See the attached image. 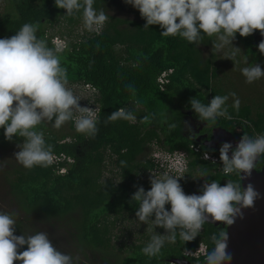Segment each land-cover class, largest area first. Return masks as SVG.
<instances>
[{"label": "trees", "instance_id": "trees-1", "mask_svg": "<svg viewBox=\"0 0 264 264\" xmlns=\"http://www.w3.org/2000/svg\"><path fill=\"white\" fill-rule=\"evenodd\" d=\"M4 1L8 10L0 14V39L11 37L22 25L31 23L38 28L37 37L56 50L52 40L67 33L59 34L60 30L54 33L53 28L65 24L60 28L71 29L82 21V11L68 16L65 10L55 6L54 0ZM93 7L109 17L102 29L64 41L58 56L66 70L68 84L90 85L97 91L93 98L98 132L94 138L88 137L78 133L69 121L66 134H56L49 128L51 123H41L36 130L42 132L46 144L52 146L53 156L65 158L50 162L47 167L15 168L12 179L6 177L14 210H0L15 213L17 236L29 235L37 222L60 225L59 229L67 233L70 246L82 256L81 264H92L95 256L108 262L114 249L110 220L118 221L126 214L136 218L138 205L130 202L131 196L138 187L145 191L151 187L149 182L140 181V175L158 168L155 160L144 159L150 146L157 145L166 154L184 152L186 179L200 174L204 180H215L221 185L227 180H239L235 174H223L219 152L187 138L189 122L201 121L189 101L196 98L207 104L216 95L225 96L215 84L218 69L212 63L214 54L203 57L199 49V46H212L216 37L203 36L198 45L189 44L179 36L162 37L159 26L144 29L146 21L124 0H95ZM116 11L125 17L121 18ZM236 39L247 55L264 60V55L258 51L260 42L255 33L248 37L237 34ZM223 107L227 109V116L203 122L241 137L264 134L262 105L253 110L247 104L237 106L226 102ZM119 108L132 111L137 119L105 124L107 116ZM22 143L19 137L7 141L4 129L0 128V151ZM195 147L199 152L194 151ZM202 153H211L218 162L203 160ZM66 158L72 162H67ZM263 164L264 156L258 157L256 168ZM105 172L112 173L118 181L113 177L105 178ZM180 184L184 186L183 181ZM191 194L200 192L187 190V195ZM166 208L170 210V205ZM222 229L205 223L194 240L185 242L177 236L175 243L165 242L160 252L151 257L142 251L153 235L148 234L144 240L127 246L121 263L169 264L184 259L191 264H201L202 257H188L185 253L203 245L207 254L213 247L211 237Z\"/></svg>", "mask_w": 264, "mask_h": 264}, {"label": "clouds", "instance_id": "clouds-1", "mask_svg": "<svg viewBox=\"0 0 264 264\" xmlns=\"http://www.w3.org/2000/svg\"><path fill=\"white\" fill-rule=\"evenodd\" d=\"M124 2L139 11L146 21L144 29L159 26L162 37L179 36L189 44L198 45L203 36H215L214 53L232 45L237 34L248 37L259 31L264 36V0ZM54 3L68 16L82 11L83 26L88 31L102 28L109 19L103 10L97 12L93 7L95 0H54ZM37 31L36 25L25 23L11 37L0 39V128L4 129V137L9 142L14 137L23 139L22 144H17L20 150L14 157L29 170L47 167L52 161V146L46 144L43 133L36 130L41 123L48 122L59 129L72 121L78 133L91 138L98 132L96 110L80 106V99L67 86L59 49L48 47L45 40L37 37ZM258 51L264 55V40L258 44ZM227 59L232 60L231 56ZM241 71L249 84L264 77L259 64ZM227 100L228 96L216 95L207 104L196 98L189 103L201 121L214 122L218 117L227 116V109L223 107ZM235 104L238 106L239 101ZM136 119L132 111L119 108L107 116L105 124ZM174 153L170 155L176 156ZM260 156H264V134L255 137L244 134L235 147L229 142L223 143L219 149L222 172L225 176L235 174L239 180H227L223 185L205 180L200 194H185L179 183L182 177L152 175L150 190L138 187L130 201L138 205L136 221L152 227L153 235L142 249L143 253L155 256L165 242L175 243L177 236L190 242L199 235L205 223L230 226L236 219H242L245 209L254 207L257 199L264 198L253 184L240 182L251 177ZM180 158L178 162L184 175L187 160L185 155ZM208 158L205 153L204 159ZM166 205H170V210ZM14 216L15 213L0 212V264H74V258L58 250L45 231L15 235ZM156 227L163 228L166 234H156ZM228 240L223 229L211 237L213 247L207 253L205 264H232Z\"/></svg>", "mask_w": 264, "mask_h": 264}, {"label": "rangeland", "instance_id": "rangeland-1", "mask_svg": "<svg viewBox=\"0 0 264 264\" xmlns=\"http://www.w3.org/2000/svg\"><path fill=\"white\" fill-rule=\"evenodd\" d=\"M6 4L4 0H0V14L7 11ZM117 15L121 18H124L122 12L116 11ZM115 15V11L112 12ZM65 25V24H63ZM60 26L53 28V32L57 33L59 30V34L67 33L62 38L57 37V40H52L54 45L58 48H63L65 44L64 41L71 40V38L76 37L77 35H82L85 32H88L83 26V22L81 21L78 25L73 28H63ZM100 29H94L93 32H99ZM89 31V32H92ZM62 41V43H61ZM239 48L240 51H236L234 48ZM201 54L203 57H209L211 54H214V59L212 61L213 65L218 69V80H216V86L221 88L225 93V96H228V100L226 101L229 104L236 105L235 101L238 100V105H250L253 110L257 109L259 105L264 107V77L256 80L253 83H246V79L242 74V69L245 67H251L255 64H259L264 70V60L261 58H254L253 55H247L244 47L241 45L240 41L236 38L232 41V45H226L220 52L214 53L212 51V46H199ZM235 53L232 55V53ZM231 56V59H227ZM74 94L80 99L81 107H89L93 106L92 110H96V106L94 103L93 94L97 93V91L92 88L90 85L82 86L80 85H67ZM94 89V90H92ZM235 93V96L231 94ZM90 108V107H89ZM74 125V123H73ZM191 122L187 125V129L189 130ZM49 128L55 132L56 134H66L67 132V123H65L61 128L56 129L49 125ZM187 130V132H188ZM68 141V140H67ZM157 145L150 146L144 157L145 160L153 159L156 162L159 161L161 166L158 165L154 171L144 173L140 175V181L149 182L152 175L162 176L163 174L172 175L175 177H182L179 180L184 182L183 191L187 194V190H190L191 193L200 192V189L205 182L204 178L200 174H194V177L186 179L180 173H175L174 166H165V160L162 159L163 154H166L163 149L160 147H156ZM20 149L18 147L12 148L8 151H0V210H14V201L12 197L8 194V185L6 183V177L11 180L12 179V171L15 168H21L22 166L15 160L14 154L18 152ZM179 152H176V156L171 158L170 160H174L172 165H175L176 162L182 157ZM175 154V153H174ZM168 165V164H167ZM59 173H64L63 170H59ZM105 178H112L113 174L110 172H105ZM115 181H118V178L113 177ZM112 258L108 259V262H104L101 257L95 256V260H93L92 264H122V259L125 256V250L127 246H129L133 242H140L144 240V236L148 234H153L151 225H146L143 223H139L136 221V218L133 216H128L127 214L122 217L120 220L112 221ZM60 225L55 227V225L51 222H37V224L33 225L30 229L29 234H34L39 231H45L48 233V236L52 242V244L57 247L60 251L70 254L74 258V263L76 258L78 257L79 261L77 264H81L83 261L82 256L79 253H75V249L70 246L69 240L67 237V233L62 229H59ZM156 234L163 235L164 229L160 227H156L154 229ZM86 263H88L86 261Z\"/></svg>", "mask_w": 264, "mask_h": 264}, {"label": "water", "instance_id": "water-1", "mask_svg": "<svg viewBox=\"0 0 264 264\" xmlns=\"http://www.w3.org/2000/svg\"><path fill=\"white\" fill-rule=\"evenodd\" d=\"M211 139L208 144H202L206 148H219L225 142H229L235 147L240 141L241 136L232 134L230 131L213 127L211 130ZM231 156V152L229 153ZM255 167L251 177L240 181L247 185L251 183L256 190L264 197V164L260 168ZM214 227L221 226L228 234V250L232 254V264H264V198L257 199L254 207L244 210L243 218L236 219L232 225L214 224L208 222ZM174 264H191L187 260L172 261ZM201 264H205L203 261Z\"/></svg>", "mask_w": 264, "mask_h": 264}, {"label": "built area", "instance_id": "built-area-1", "mask_svg": "<svg viewBox=\"0 0 264 264\" xmlns=\"http://www.w3.org/2000/svg\"><path fill=\"white\" fill-rule=\"evenodd\" d=\"M53 40H57V38H54ZM61 43H62V41H61ZM54 44V43H53ZM63 44V43H62ZM55 48L56 49H59V51H61L63 48H64V45H63V48H58V47H56L55 46ZM160 81H162V79L160 80ZM92 90H94V89H92ZM95 94V93H94ZM93 94V95H94ZM91 109H93V108H91ZM95 115L97 116V108H96V112H95ZM194 149V151L195 152H199V149L197 148V147H195V148H193ZM208 154V159H204V155H205V153H202V156H201V158L203 159V160H207V161H211V162H213V161H215V162H213V163H216V162H218V158L217 157H215V156H213V155H211V154H209V153H207ZM185 154H184V152H182L181 153V156H184ZM174 156H172V155H170V154H163V156H162V159L163 160H165V166H174V171H175V173L177 174V173H180L181 174V168H180V163L179 162H176V164L175 165H172L173 164V161L174 160H170L171 158H173ZM64 156H52V161H51V163H53V162H60V161H63L64 160ZM67 162H72L71 161V159H69V158H66L65 159ZM156 164H158V165H160L161 166V163L159 162V161H157L156 162ZM168 164V165H167ZM178 165V166H177ZM176 169H177V171H176ZM185 256H188V257H193V258H203V261H205L206 260V256H207V254H206V250H205V247L203 246V245H200L199 247H197L193 252H190V251H188V252H186L185 253ZM169 264H174L172 261H170L169 262Z\"/></svg>", "mask_w": 264, "mask_h": 264}, {"label": "flooded vegetation", "instance_id": "flooded-vegetation-1", "mask_svg": "<svg viewBox=\"0 0 264 264\" xmlns=\"http://www.w3.org/2000/svg\"><path fill=\"white\" fill-rule=\"evenodd\" d=\"M255 36L261 42L264 40V36L261 35L259 31L255 32ZM190 128L187 132V138L189 141L195 142L198 145L203 146L202 144H208V140L211 139V132L210 130L213 128L211 126H208L206 122L199 121L197 119L191 120ZM213 151L219 152V147L216 146L214 148H209ZM211 154V153H209ZM260 168V167H259Z\"/></svg>", "mask_w": 264, "mask_h": 264}]
</instances>
